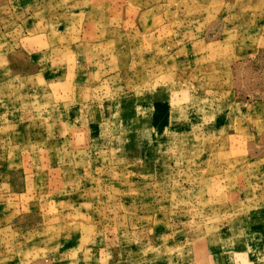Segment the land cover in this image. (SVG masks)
I'll return each mask as SVG.
<instances>
[{"label": "rangeland", "instance_id": "374dc122", "mask_svg": "<svg viewBox=\"0 0 264 264\" xmlns=\"http://www.w3.org/2000/svg\"><path fill=\"white\" fill-rule=\"evenodd\" d=\"M0 264H264V0H0Z\"/></svg>", "mask_w": 264, "mask_h": 264}]
</instances>
